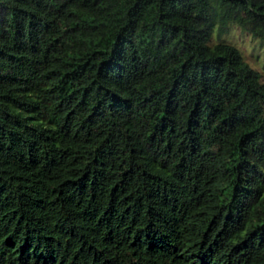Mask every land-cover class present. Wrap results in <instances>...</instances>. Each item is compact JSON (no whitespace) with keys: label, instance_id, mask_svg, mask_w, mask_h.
<instances>
[{"label":"trees","instance_id":"trees-1","mask_svg":"<svg viewBox=\"0 0 264 264\" xmlns=\"http://www.w3.org/2000/svg\"><path fill=\"white\" fill-rule=\"evenodd\" d=\"M231 24L264 40V0H0V264H264Z\"/></svg>","mask_w":264,"mask_h":264},{"label":"rangeland","instance_id":"rangeland-1","mask_svg":"<svg viewBox=\"0 0 264 264\" xmlns=\"http://www.w3.org/2000/svg\"><path fill=\"white\" fill-rule=\"evenodd\" d=\"M220 38L235 44L247 62L258 70L264 82V40L233 24L221 33Z\"/></svg>","mask_w":264,"mask_h":264}]
</instances>
